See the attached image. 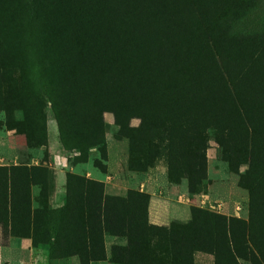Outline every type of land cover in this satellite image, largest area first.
Here are the masks:
<instances>
[{"label": "rangeland", "instance_id": "obj_1", "mask_svg": "<svg viewBox=\"0 0 264 264\" xmlns=\"http://www.w3.org/2000/svg\"><path fill=\"white\" fill-rule=\"evenodd\" d=\"M178 1L186 8L183 21L175 0H153L141 9L126 5L124 0L115 2L110 27L120 34L118 44L112 41L119 56L110 54V61L107 56L103 59L110 66L119 67L113 91L117 106L114 113L105 105L101 107L104 159L96 149H90L85 160L76 158L75 151L62 146L54 115L39 89L35 107L43 116L45 146H27L23 133L30 138L37 136L39 121L37 125L30 118L22 121L19 110H7L12 102L3 101L6 109H0V166L44 167L48 186L45 201L39 198V202L53 216L64 206L68 174L100 182L106 196L124 198L129 191L147 195L146 224L181 231L171 245L175 258L169 257L167 249L160 250L158 256L154 254L159 264H264V81L250 84V79L238 71V57L234 59L223 49V44L237 36L254 41L263 38L264 0H254L252 8L239 9L237 13L236 7L227 9L222 17L218 15L206 25L194 11L206 12L219 0ZM228 12L232 16L228 17ZM170 29L178 30L168 37L166 30L174 31ZM200 29L202 35L197 33ZM99 43L102 48L106 46L103 41ZM204 43L209 47H202ZM93 53L95 67L99 54ZM260 57L264 58V49ZM26 73L24 90L30 91L28 70ZM131 76L138 81L136 87L129 82ZM7 90L12 100L17 91L6 88L3 92ZM105 94L113 96L110 91ZM139 113H145L143 118L147 120H155H150L146 128L141 127ZM168 123L196 130L186 140L180 134L173 139L177 172L182 175L170 174L162 157L155 154L158 131L153 125L168 127ZM197 139H203L205 180L191 189L185 172L193 170L195 158L190 151L199 146ZM146 141L154 147H148ZM40 195L38 176H32L31 196ZM35 205L33 202L31 209ZM124 212L122 208L120 214ZM211 215L222 216L229 225L241 260L228 261L231 253L227 244L220 246L224 242L220 227L215 233L222 256L214 252L211 243L198 242L202 237H196V230L207 231V218ZM137 222V216H132L130 223L127 216L125 227H136ZM134 232L136 236L138 233ZM2 239L0 231V242ZM10 239L12 242L8 243ZM25 239L28 238H9L0 245V264H80L72 253L51 254V247H33L29 239L25 246ZM140 243L143 258L145 248L142 240ZM126 245L125 236L104 235V260L89 264H112V247Z\"/></svg>", "mask_w": 264, "mask_h": 264}, {"label": "trees", "instance_id": "obj_2", "mask_svg": "<svg viewBox=\"0 0 264 264\" xmlns=\"http://www.w3.org/2000/svg\"><path fill=\"white\" fill-rule=\"evenodd\" d=\"M124 1L126 5L141 9L153 0ZM175 1L183 21L186 8L184 10L181 3ZM253 1L219 0L207 7L206 12L197 9L194 13L206 25L218 15L222 17L227 9L236 7L237 13L239 9L245 11L252 8ZM115 2L116 0H0V109H6L1 102L11 101L7 110H19L22 121L30 118L35 125L39 121L37 136L30 138L23 133L28 147L40 148L46 144L43 116L39 113V108L35 107V93L41 89L54 115L58 140L62 146L75 151V157L83 160L90 149H96L105 158L101 107L105 105L106 109L114 113L117 106L113 91L119 67L114 65V68L103 59L107 56L110 61V54L113 57L119 56L112 41L118 44L120 34L110 27L114 19L112 11ZM167 2L172 3L173 0ZM192 6L189 5L190 8ZM204 14H209L210 17L207 19ZM226 15L232 16L230 13ZM170 30L174 31L166 30L168 37L178 29ZM197 33L203 34L201 29ZM261 38L260 41H254L243 35L223 44L228 55L234 59L238 57V71L243 77L250 79V84L264 81V58L260 57V51L264 49L263 34ZM99 41L105 42L106 46L102 48ZM218 42L219 37L216 44L219 47ZM201 46L207 48L209 44ZM93 52L99 54L96 56L98 59L95 67L92 63L95 58ZM27 70L31 81L30 91L24 90ZM129 82L133 87L138 84L132 76ZM6 88L17 91L16 96L11 95L12 100L19 104H13L7 94L8 90L3 92ZM109 91L113 94L112 98L105 94ZM143 117L145 113H139L141 127L144 128L150 120H155ZM129 119L130 117L127 118ZM116 124L120 126V123ZM153 126L158 131L155 154L162 157L170 174L182 175L180 171L177 172L178 162L173 139L180 134L186 140L196 130L173 127L172 124L168 127L162 124ZM196 142L199 146L190 151L195 158L193 170L185 172L191 189L205 180L203 139H197ZM146 144L154 147L149 141ZM46 174V169L40 166H0V231L3 235L0 245H5L9 238H28L33 247L37 244L47 245L51 247V254H64L67 251L68 254L75 255L80 264H89L104 260V235L125 236V247L111 249L109 260L112 264H159L155 255L158 256L160 250L166 249L169 257L172 260L175 258L171 245L181 231L146 224L147 195L129 191L124 198L106 196L100 182L68 174L64 206L57 209L53 216L51 212V215L48 214L44 203L39 202V198L45 201L48 186ZM32 176H38L39 179L41 195L36 198L31 196ZM33 202L36 207L31 209ZM122 208L126 212L120 214ZM127 216L129 223L132 216H137L138 225L134 227L130 224L131 227H125ZM207 219L210 221V226L205 228L207 231L196 230V237H202L198 242L211 243L214 252L217 251L222 256L215 233L216 228L220 227L224 240L220 246L227 244L231 253L228 261L233 263L232 259L241 260L234 240H231L229 225L225 224L223 217L211 215ZM134 231L138 233L136 236ZM180 236L184 237L183 234ZM141 240L145 248L143 258L140 255ZM250 254L254 260L253 253Z\"/></svg>", "mask_w": 264, "mask_h": 264}, {"label": "crops", "instance_id": "obj_3", "mask_svg": "<svg viewBox=\"0 0 264 264\" xmlns=\"http://www.w3.org/2000/svg\"><path fill=\"white\" fill-rule=\"evenodd\" d=\"M24 242H25V246H28L29 245V241H28V239H25V240H23ZM12 242V239H10V240H8V243H11Z\"/></svg>", "mask_w": 264, "mask_h": 264}]
</instances>
